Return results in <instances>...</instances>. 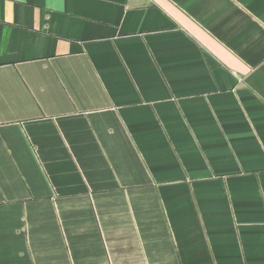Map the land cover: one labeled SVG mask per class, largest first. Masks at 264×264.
Returning <instances> with one entry per match:
<instances>
[{"label": "crops", "instance_id": "obj_1", "mask_svg": "<svg viewBox=\"0 0 264 264\" xmlns=\"http://www.w3.org/2000/svg\"><path fill=\"white\" fill-rule=\"evenodd\" d=\"M0 264H264V0H0Z\"/></svg>", "mask_w": 264, "mask_h": 264}]
</instances>
